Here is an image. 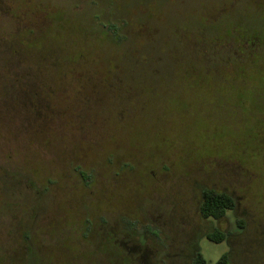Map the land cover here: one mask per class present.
<instances>
[{
    "label": "rangeland",
    "instance_id": "374dc122",
    "mask_svg": "<svg viewBox=\"0 0 264 264\" xmlns=\"http://www.w3.org/2000/svg\"><path fill=\"white\" fill-rule=\"evenodd\" d=\"M204 189L233 213L203 219ZM87 219L117 259L67 233ZM197 252L264 264V0H0V264Z\"/></svg>",
    "mask_w": 264,
    "mask_h": 264
},
{
    "label": "trees",
    "instance_id": "16d2710c",
    "mask_svg": "<svg viewBox=\"0 0 264 264\" xmlns=\"http://www.w3.org/2000/svg\"><path fill=\"white\" fill-rule=\"evenodd\" d=\"M106 32L109 33L110 38L119 43L123 40V36L118 34L119 27L110 24L104 25ZM234 208V201L231 197L223 192H217L211 189H204L201 192V202L199 205L200 216L209 221H218L225 217L229 211ZM205 238L213 243H221L224 240V235L217 229L205 235ZM28 239V234L25 233V240ZM191 264H207L206 260L200 252L195 254ZM214 264H229L228 253H224Z\"/></svg>",
    "mask_w": 264,
    "mask_h": 264
},
{
    "label": "flooded vegetation",
    "instance_id": "af4514ba",
    "mask_svg": "<svg viewBox=\"0 0 264 264\" xmlns=\"http://www.w3.org/2000/svg\"><path fill=\"white\" fill-rule=\"evenodd\" d=\"M73 171L76 174H78V176L81 179V181L84 183L85 186H87L88 182L90 181V177L86 173H84L81 170H79L77 167H74ZM200 202H201V193H200L199 205H200ZM199 205H198V211H199ZM235 207L236 206H235V202H234V208L231 211H229V214L233 213ZM225 217H223V218H225ZM86 222H88L90 224V226H89L90 228L87 231L80 229L81 227L84 226V224H83L82 226L73 227L72 229L67 230L68 231L67 233H70V234L71 233H79L80 239L85 241V242H87L89 240V238H94L95 240L99 239L100 241H103V240H105L107 238L106 239V241H107L106 243L107 244L108 243L111 244L110 247H111L112 258L117 259L118 258V254L117 253H118L119 247L121 246L120 245V240H119V234H120L119 226L118 225L110 226L108 224H105L102 219H99L98 223H93L92 221H89L88 219L85 220V223ZM213 222H217V221H213ZM70 238H74L73 235H71ZM22 244H23V242H22ZM86 244L88 245V248L92 247V249H93L92 257L95 258L96 254H97L95 251L98 250V247L96 245L90 244L88 242ZM130 249L131 248H129V250ZM130 252H133V251H130ZM101 254H102V256H104L103 253H101Z\"/></svg>",
    "mask_w": 264,
    "mask_h": 264
}]
</instances>
